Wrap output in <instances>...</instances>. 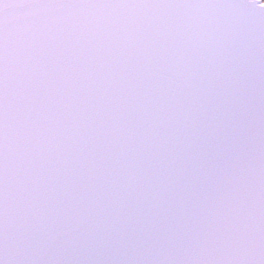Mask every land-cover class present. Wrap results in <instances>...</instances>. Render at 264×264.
<instances>
[{"label": "snow or ice", "instance_id": "1", "mask_svg": "<svg viewBox=\"0 0 264 264\" xmlns=\"http://www.w3.org/2000/svg\"><path fill=\"white\" fill-rule=\"evenodd\" d=\"M0 264H264V0H0Z\"/></svg>", "mask_w": 264, "mask_h": 264}]
</instances>
